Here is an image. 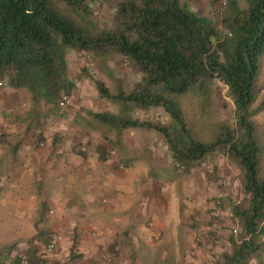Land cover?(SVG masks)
Instances as JSON below:
<instances>
[{
  "label": "rangeland",
  "instance_id": "rangeland-1",
  "mask_svg": "<svg viewBox=\"0 0 264 264\" xmlns=\"http://www.w3.org/2000/svg\"><path fill=\"white\" fill-rule=\"evenodd\" d=\"M118 1L94 5L93 14L87 19L89 26L97 30L110 28ZM236 1L241 10L248 8L247 0ZM182 2L224 29L228 5H223L222 0ZM57 7L81 23L72 12L60 4ZM67 63L68 77L76 84L69 103L61 106L60 100L54 112L41 106L42 128L29 134L25 133L24 119L32 106L31 95L26 90L0 87V136H4L0 142V264H19L16 259L24 254L29 258L33 252L39 261L46 260L44 252L50 253L48 244L59 242L56 224L67 214L69 243L77 241L82 258L73 262L70 256L68 261L46 260L50 264H81L82 248L84 254L98 258L89 264H131L133 257L136 264H223L222 254L231 251V236L237 238L241 232L233 208L247 201L236 167L218 153L195 168H178L170 159L163 137L143 130L124 133V148L119 155L109 143L114 138L112 133L102 128L89 130L83 121L86 127L80 125V116L89 118V112L116 111L82 77V68L103 81L113 93L133 86L139 79L137 72L123 56L114 53L95 58L69 51ZM262 76L263 90L258 103L264 96ZM183 110L195 136L205 139L208 127L200 103L185 98ZM233 113L228 88L216 82L207 123H232ZM140 118L169 122L161 108L141 113ZM256 120L264 133V111ZM19 141L22 145L13 157L10 149ZM101 147L111 155L107 163L99 160ZM79 151L88 157H81ZM123 158L134 160L132 166L124 167ZM83 164L91 165L98 175L88 172L78 183V172L68 166L74 169ZM262 164L264 168V158ZM164 167L177 170L179 177H149L153 168ZM104 169L107 179L102 184L99 173ZM74 194L91 199L85 210H70L77 204L68 201V196L72 198Z\"/></svg>",
  "mask_w": 264,
  "mask_h": 264
},
{
  "label": "trees",
  "instance_id": "trees-1",
  "mask_svg": "<svg viewBox=\"0 0 264 264\" xmlns=\"http://www.w3.org/2000/svg\"><path fill=\"white\" fill-rule=\"evenodd\" d=\"M113 1L0 0V87L26 90L31 95L25 133L42 128L41 106L54 112L60 100L72 96L76 84L68 77L69 51L95 58L111 53L123 56L139 79L116 93L82 68V77L116 111L89 112V118L80 116V125L85 128V122L89 130L102 128L112 133L114 138L109 143L119 155L126 131L157 133L178 168H195L218 153L226 157L239 172L247 201L233 208L241 232L237 238L231 236V251L222 254L223 264L263 263L264 133L256 118L264 111V96L258 103L263 90L264 0H247L245 10L236 0H229L222 30L182 0H119L110 28L97 30L89 26L92 7ZM57 4L78 16L81 23L59 10ZM216 81L228 88L234 105L232 123H207ZM185 98L200 103L208 127L205 139L195 136L183 110ZM158 108L165 111L169 122L140 118L141 113ZM39 137L42 139L43 133ZM3 140L0 136V142ZM21 143L10 149L13 157ZM77 153L88 157L83 151ZM98 157L106 163L111 160L105 147L100 148ZM133 161L122 159L126 168ZM149 177L171 180L179 177V172L168 167L153 168ZM36 255L29 253L31 264L40 260ZM81 258L74 240L70 261ZM15 262L20 264L19 259ZM131 264H136L135 257Z\"/></svg>",
  "mask_w": 264,
  "mask_h": 264
},
{
  "label": "crops",
  "instance_id": "crops-1",
  "mask_svg": "<svg viewBox=\"0 0 264 264\" xmlns=\"http://www.w3.org/2000/svg\"><path fill=\"white\" fill-rule=\"evenodd\" d=\"M263 74H264V71H263ZM263 77V76H262ZM92 166L89 165V164H83V166L80 167L79 166H74V169L72 168V166H68V169L72 170L73 172H78V183L80 182H83V176L88 174V172L90 173H93L95 175H98V172L97 171H92ZM106 169H108V167L106 166L105 167ZM105 170V169H104ZM100 175V182L102 184H104V182L106 181L107 177H105L107 174H106V170L101 172V174L99 173ZM111 175V171L109 169V173H108V176ZM96 179V178H95ZM91 181V180H90ZM89 181V182H90ZM111 180H109V184H110ZM103 186V185H102ZM68 201H73L75 203H77L74 208L70 209V210H75V211H82V210H85V205L86 207L89 206V198L85 197L84 195H73L72 198H70L68 196ZM84 203V204H83ZM85 208V209H83ZM69 210V209H68ZM67 210V212H68ZM68 215L67 214V218L65 216L64 220L61 222L59 221L56 225V229L58 231L59 234V242L57 244V249H54L53 251H48L50 253L47 254V252H44L45 254V259L46 260H52V261H58V260H62L63 261H68V256H70V249L72 247V241L71 243H69V240H71L70 238H68V233H70L68 231ZM82 250V253L84 255L83 259H82V262L81 264H89V263H95L96 261H98V258L95 257V254H84L85 253V250L84 248L81 249ZM69 254V255H68ZM77 263V262H76Z\"/></svg>",
  "mask_w": 264,
  "mask_h": 264
},
{
  "label": "built area",
  "instance_id": "built-area-1",
  "mask_svg": "<svg viewBox=\"0 0 264 264\" xmlns=\"http://www.w3.org/2000/svg\"><path fill=\"white\" fill-rule=\"evenodd\" d=\"M228 1L229 0H222V4L223 5H227ZM216 82L221 83L219 81H216ZM68 103H69V98L64 97L61 100L60 105L61 106H65V104H68ZM56 246H57V243L52 241V242H50V244H48L47 250L48 251H53L54 249H56ZM20 264H30V261H29V258H28L27 255L24 254V255H22L20 257ZM36 264H50V263L48 261H46V260H41V261H38Z\"/></svg>",
  "mask_w": 264,
  "mask_h": 264
}]
</instances>
